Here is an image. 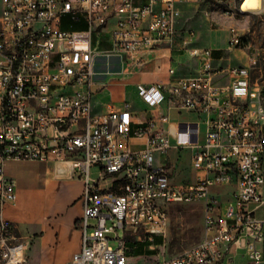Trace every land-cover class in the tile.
Instances as JSON below:
<instances>
[{
  "label": "built area",
  "instance_id": "built-area-1",
  "mask_svg": "<svg viewBox=\"0 0 264 264\" xmlns=\"http://www.w3.org/2000/svg\"><path fill=\"white\" fill-rule=\"evenodd\" d=\"M245 0H2L0 13V264H30L26 243L4 214L18 198L7 175L9 160L70 161L84 180L81 248L65 264H219L241 243L249 264H263L264 220V45L229 27L228 48L243 46L247 64H225L215 48L196 42V30L182 21L181 5L204 7L226 19L258 13ZM81 25V28H75ZM177 50L199 62L194 74L164 83L140 82L137 91L152 116L134 128L131 103L95 111L98 66L151 60ZM170 72L175 74L176 69ZM188 110L199 117L171 131L161 110ZM205 125V138L201 135ZM136 135L142 149L122 146ZM185 136V141L181 138ZM178 140L173 141L174 138ZM191 146L198 178L176 182L165 159L170 149ZM101 166L114 178L101 186L91 173ZM236 182L221 204L213 188ZM204 201L201 242L172 258L139 261L129 252L134 240L165 236L174 203ZM96 219L90 223V219ZM112 225L108 226V220ZM123 227L125 237L106 236ZM117 241V245L112 244Z\"/></svg>",
  "mask_w": 264,
  "mask_h": 264
},
{
  "label": "crops",
  "instance_id": "crops-1",
  "mask_svg": "<svg viewBox=\"0 0 264 264\" xmlns=\"http://www.w3.org/2000/svg\"><path fill=\"white\" fill-rule=\"evenodd\" d=\"M238 20V19H237ZM234 21V20H233ZM220 48L215 47L217 57H224ZM151 73L141 75L140 82L153 83L162 81L168 83L178 76L194 74L199 68V62L188 55H179L177 50H164L155 55L152 60ZM171 68L176 73L170 72ZM130 93L126 99L118 101L107 100L99 104L96 98L94 85L95 111L103 113L108 110V104L123 105L128 101L134 115L133 127L140 126L152 116L151 108L141 99L137 91L136 82L130 83ZM99 106V109H97ZM167 103L161 110L170 117L164 126L175 131L185 122H197L199 117L188 112L187 118H171V111ZM177 109V108H176ZM202 141L203 136L194 137ZM205 138V137H204ZM178 139H173L176 142ZM146 139L132 135L122 141L125 148L138 150L144 148ZM159 156V163H164V156ZM194 164V163H193ZM195 178L193 180L181 179L176 182H194L198 178L194 165ZM6 173L17 183L18 198L5 205V217L14 223L17 232L26 243V255L30 264H65L72 255L81 248L82 230L79 222L84 214V180L75 174L70 161H42L36 159L9 160ZM101 186H110L114 178L101 171L98 176ZM236 182L215 187L212 193L216 195L221 204L227 203L236 188ZM256 215L264 220V202L255 209ZM159 236V235H156ZM156 244H151L152 248ZM264 255V241L261 244ZM139 255L138 257H140ZM246 248L241 243L233 244L227 250L219 264H249ZM264 264V263H263Z\"/></svg>",
  "mask_w": 264,
  "mask_h": 264
},
{
  "label": "rangeland",
  "instance_id": "rangeland-1",
  "mask_svg": "<svg viewBox=\"0 0 264 264\" xmlns=\"http://www.w3.org/2000/svg\"><path fill=\"white\" fill-rule=\"evenodd\" d=\"M183 10L182 21L188 20V25L196 30V42L205 47H222L220 51L225 56V64H247L249 62L248 51L240 46L236 49L228 48L230 31L229 27L233 24L240 27L245 35L255 44L264 45V5L258 12L248 16L238 17V20L226 19L217 13L209 15L204 7L197 9L195 4L186 3L181 5ZM2 9V0H0V13ZM152 60L143 63H136L132 58H125L124 62H116L109 65H100L98 69L101 73L97 76L95 82L96 98L99 104L107 100L118 101L126 99L130 93V83L140 81L141 75L151 73ZM99 109V106L98 108ZM188 110L172 109L171 118H187ZM205 125L201 128L202 139L205 137ZM185 141V136L181 138ZM194 149L191 146H183L180 148H172L169 150L167 164L171 175L175 181L181 179L193 180L195 178V170L193 164ZM156 163H159V156L156 157ZM101 171L100 165H94L91 168L93 176H98ZM205 203L204 201L174 203L170 206V226L164 236V240L159 245H154L152 249H156V253L135 254L134 236L127 235V245L129 252L138 257L137 260L152 263L162 259H168L180 255L187 249L199 244L204 236L205 230ZM96 219H90V223H94ZM112 225V221L108 220V226ZM124 238L126 231L123 227H118L117 231H108L106 236L115 238L116 236ZM117 245L116 240L111 241Z\"/></svg>",
  "mask_w": 264,
  "mask_h": 264
},
{
  "label": "trees",
  "instance_id": "trees-1",
  "mask_svg": "<svg viewBox=\"0 0 264 264\" xmlns=\"http://www.w3.org/2000/svg\"><path fill=\"white\" fill-rule=\"evenodd\" d=\"M83 26L81 25H76L75 28H81ZM164 240V236L162 235H159V236H155L153 240H150V239H144V240H141V241H136L135 242V254L136 255H141V254H144V253H156L157 250L156 249H152L150 248V245L151 244H156V245H159L163 242ZM132 253V252H131Z\"/></svg>",
  "mask_w": 264,
  "mask_h": 264
},
{
  "label": "bare ground",
  "instance_id": "bare-ground-1",
  "mask_svg": "<svg viewBox=\"0 0 264 264\" xmlns=\"http://www.w3.org/2000/svg\"><path fill=\"white\" fill-rule=\"evenodd\" d=\"M262 7V0H245L243 8L246 10H259Z\"/></svg>",
  "mask_w": 264,
  "mask_h": 264
},
{
  "label": "water",
  "instance_id": "water-1",
  "mask_svg": "<svg viewBox=\"0 0 264 264\" xmlns=\"http://www.w3.org/2000/svg\"><path fill=\"white\" fill-rule=\"evenodd\" d=\"M183 126H186V123H182Z\"/></svg>",
  "mask_w": 264,
  "mask_h": 264
}]
</instances>
